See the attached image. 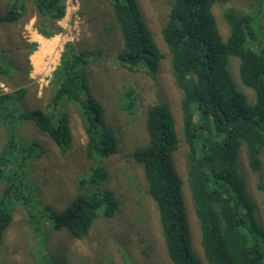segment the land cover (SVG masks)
<instances>
[{"label": "trees", "instance_id": "obj_1", "mask_svg": "<svg viewBox=\"0 0 264 264\" xmlns=\"http://www.w3.org/2000/svg\"><path fill=\"white\" fill-rule=\"evenodd\" d=\"M29 1L43 25L52 29L37 28L39 34H56L53 22L64 17L65 0H7L0 26L17 23L26 14ZM105 1L123 40L116 59L130 71L142 70L155 78L163 55L137 0ZM257 1L261 4L263 0ZM215 2L172 0L161 29L172 77L182 93L186 185L198 223L202 260L206 264H264V219L258 217L257 204L238 170L242 153L250 170L258 173L256 189L264 195V180H260L264 175V44L257 42L254 18L228 5L222 7L228 28L223 39L212 10ZM91 52L71 42L64 44L49 82V101L42 109L20 108L26 94L23 87L11 93L0 91V124L12 128L0 150V244L18 205L26 210L34 234L41 230L39 222L45 218L53 231L64 229L74 240L85 239L99 216L110 219L118 209L113 192L104 186L110 173L100 164L119 152L118 140L84 71L87 59L94 54ZM233 59L238 63V83L253 92L250 100L239 91L229 71ZM17 67L18 62L0 44V77L10 79V72ZM125 95L130 103L124 111L132 122L140 111L134 104L141 108V97L135 87H129ZM65 104L73 105L81 118L89 176L79 182L80 192L62 211L49 205L36 209L28 196L31 184L26 180V167L29 160L42 157V147L38 142L19 144L13 128L20 122H32L65 155L72 142ZM143 120L148 142L128 152L127 160L142 168L148 195L156 206L166 256L171 264H202L192 248L182 195L184 182L173 161L179 139L171 109L165 102H153L146 106ZM45 264L67 262L47 257Z\"/></svg>", "mask_w": 264, "mask_h": 264}, {"label": "rangeland", "instance_id": "obj_2", "mask_svg": "<svg viewBox=\"0 0 264 264\" xmlns=\"http://www.w3.org/2000/svg\"><path fill=\"white\" fill-rule=\"evenodd\" d=\"M6 3L7 0H0V15L4 14ZM137 3L163 55L155 78H150L142 70L130 71L116 59L123 48V40L105 0H65V15L53 22L57 32L51 37L39 34L37 28L46 32L52 29L49 24L43 25L30 1L26 3V14L17 23L0 26L1 47L18 62L16 71L12 69L10 72V79L0 77V91L11 93L19 86L23 87L26 94L20 101L21 109H42L48 103L49 82L65 43L71 42L79 49L94 53L87 59L84 71L93 96L104 110L107 125L117 137L119 149L116 155L100 161L110 173L104 186L118 201V209L112 218L99 216L85 239L74 240L64 229L53 231L45 218L39 222L41 230L34 234L26 210L18 205L0 244V264H45L47 257L63 258L67 264H171L165 253L156 206L148 195L142 168L127 160L128 152L147 144L144 110L148 104L159 101L168 104L175 120L179 148L173 154L174 166L184 182L182 195L192 248L202 264H206L202 260L198 223L186 185L187 150L183 142L179 103L182 93L174 83L170 55L161 37L172 0H137ZM223 5L252 16L257 42L264 44V0L261 4L257 0H216L213 14L221 36L226 39L228 28L222 16ZM236 60L229 62V71L239 91L250 100L254 97L253 92L238 83ZM129 87H135L141 97V108L134 104V109L140 111L132 122L124 111L130 103L125 95ZM65 107L72 134V142L65 155H61L51 139L32 122H20L13 128L19 144L38 142L42 147V157L29 160L26 167V180L31 184L28 196L36 209L49 205L57 212L62 211L80 192L79 182L89 176L90 161L84 152L86 135L81 118L73 105L65 104ZM11 130V127L5 125L4 129L0 124V150ZM262 154L264 167V152ZM238 170L257 204V215L263 220L264 195L256 189L259 176L250 170L242 153ZM260 180H264V175ZM1 190L3 182H0Z\"/></svg>", "mask_w": 264, "mask_h": 264}, {"label": "crops", "instance_id": "obj_3", "mask_svg": "<svg viewBox=\"0 0 264 264\" xmlns=\"http://www.w3.org/2000/svg\"><path fill=\"white\" fill-rule=\"evenodd\" d=\"M32 3V2H31ZM45 30V29H44ZM46 31V30H45Z\"/></svg>", "mask_w": 264, "mask_h": 264}]
</instances>
